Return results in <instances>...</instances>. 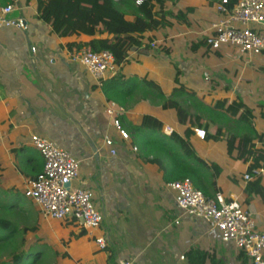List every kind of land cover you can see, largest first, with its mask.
Here are the masks:
<instances>
[{
	"label": "crops",
	"instance_id": "obj_1",
	"mask_svg": "<svg viewBox=\"0 0 264 264\" xmlns=\"http://www.w3.org/2000/svg\"><path fill=\"white\" fill-rule=\"evenodd\" d=\"M218 1L166 2L165 8L171 12L167 19L172 26L142 34L141 45L122 57L112 46V35L60 38L39 19L36 0H0V8L14 6L9 18H21L26 25L24 31L0 29V183L7 191L23 193L30 176L17 167L33 163L25 149H34L29 139L36 134L57 143L79 162V179L74 186L91 192L102 217L100 228L89 234L71 222L45 220L34 207L42 227L33 233L40 232L38 236L48 246H56L58 240L57 264H187V255L195 249L223 264H243L241 253L232 244L220 242L209 223L176 208L163 171L158 165L143 161L145 156L132 128L144 116L161 126L158 132L166 147L172 134L177 137L171 148L181 159L192 162L185 155V148L178 147L183 142L208 167L201 169L208 196L221 193L227 201L238 200L251 211L257 229L264 233V176L246 182L243 176L248 173V163L228 158L223 140L196 137L192 129L197 126L190 128L192 133L187 137L188 125L179 123L178 110L162 109L161 101L153 96L160 91L170 99L178 87L177 79L194 93L195 103L201 102L205 108H211L216 101H242L255 109L251 122L254 131L264 134V120L256 109L264 105V74L260 72H264V54H242L230 47L212 52L204 42L212 33L211 24L219 19L214 10ZM133 15L132 10H127L128 20ZM92 39L106 40L99 46L114 53L117 73L125 80L135 81L130 102L123 107L115 103L124 110L120 120L130 136L127 142L118 137L104 114L109 101L101 87L70 60L71 54L78 51L76 45ZM195 44L198 47L193 50ZM111 77L106 76L103 82ZM146 82L156 86L148 87ZM174 100L190 117L197 115L203 124L208 123L210 113L194 108L184 96ZM224 125L231 127L224 119H217L214 128L222 133L226 130ZM165 128L172 132L165 133ZM106 136L113 139L114 156L109 155L103 143ZM157 154L164 168L171 171L173 153L165 150L164 154ZM216 155L218 160H213ZM218 161H223V165H218ZM211 165L219 167L218 176ZM101 236L107 244L104 251L98 250L94 242L95 237Z\"/></svg>",
	"mask_w": 264,
	"mask_h": 264
},
{
	"label": "trees",
	"instance_id": "obj_2",
	"mask_svg": "<svg viewBox=\"0 0 264 264\" xmlns=\"http://www.w3.org/2000/svg\"><path fill=\"white\" fill-rule=\"evenodd\" d=\"M136 1L36 0V11L39 19L49 26L51 31L60 38L79 34L91 38L100 37L105 34L114 36L112 46L124 57L127 55L128 50L141 45L142 34L172 26V23L167 19V16H171V12L165 8V3L172 0H143L139 4H136ZM237 1L228 0L227 8L231 9ZM119 6H122L123 9H120ZM127 10L134 12L131 20L127 19ZM178 16L180 14L177 15V18H179ZM182 16L184 18V14ZM99 42H106V40L92 39L89 43L79 44L76 47L78 50L86 48L90 51L98 52L104 50L99 46ZM197 47L198 45L196 44L192 45L193 50H196ZM175 82L178 87L173 91L170 99H166L160 91L153 96L161 101L162 109L178 110L179 123L188 125L185 132L187 137L192 133L191 127H204V140H223L226 143L227 157L248 163V173L251 174L254 169L264 167V134H256L251 124L254 119V108H250L242 101L236 100L231 102L227 100L216 101L211 108H205L201 102L199 104L195 103L197 99L193 92L180 85L177 79ZM134 85V80H125L122 75L116 73L113 77L102 83L101 90L107 101L114 102L123 107L125 102H130ZM146 86L154 87L156 85L152 82H146ZM180 95L184 96L186 101L193 105L194 108H199L203 112L210 113V119L207 124H203L202 119L197 115L190 117L188 112L174 100L176 96ZM256 109L259 111V117L264 120V105L257 106ZM191 119L193 120L191 121ZM217 119H224L226 123L230 124L231 130H225L222 133L217 132L214 128L215 120ZM160 127L151 117L144 116L139 125L132 128L133 134L139 139L137 141L139 149L145 156L143 161L158 165L159 169L164 173V180L166 182L188 179L195 189L210 197L207 195L206 188L203 185V178L205 176L201 171V169H207L208 167L204 166V163L201 164L199 158L195 157L194 153L186 148L183 142H180L178 147L185 148V152L187 153L185 155L190 156L192 162L181 159L176 151L171 148V145L175 143L177 138L174 134L168 138L170 143L166 147L163 136L158 132ZM220 135L222 136L219 137ZM25 150L27 151L28 158L33 163L18 166L17 168L25 176H30L29 180H35L42 171L43 160L41 155L34 149ZM165 150L173 153V169L171 171L164 168L157 154L160 152L164 154ZM234 153H237L235 157H233ZM150 155L152 156L151 159H149ZM211 169H213L214 175L218 176L219 167L211 165ZM1 178L2 169L0 166V180ZM9 192H6V194H9ZM10 203H2V205L0 202V209L8 214H12L11 209L16 207V203H13V205ZM28 231L34 232L35 227L20 232L9 218L0 217V264H22L25 252L21 248L26 241L21 238L17 242L16 236H22V234ZM7 247H11L13 250L10 261L1 259L2 250H5ZM240 253L242 263L247 264L246 256L244 253ZM37 256L39 257V255ZM186 258L187 264H223L222 261L199 249L191 251Z\"/></svg>",
	"mask_w": 264,
	"mask_h": 264
},
{
	"label": "built area",
	"instance_id": "obj_3",
	"mask_svg": "<svg viewBox=\"0 0 264 264\" xmlns=\"http://www.w3.org/2000/svg\"><path fill=\"white\" fill-rule=\"evenodd\" d=\"M143 0H137L139 4ZM228 0H219L214 10L219 19L211 24L212 33L206 36L205 44L212 51L230 47L247 55L264 54V0H238L227 8ZM14 6L8 4L0 8V29L13 28L26 30L23 19L9 18ZM152 48L155 43H151ZM35 52V48H31ZM70 60L82 67L98 86H102L106 76L117 73L116 59L112 51L104 49L93 52L81 49L71 54ZM124 110L114 102H108L104 114L122 141H129V133L121 123ZM196 137L204 139L205 128L192 129ZM171 133V129H164ZM104 145L109 155L114 156L113 139L104 137ZM30 145L42 157L43 167L35 180H28L23 195L38 208L45 220L71 222L89 234L97 231L102 222L101 214L93 203L89 190L76 188L74 183L79 179V162L68 151L57 143L39 135L30 136ZM133 151H137L134 147ZM264 176V167L254 169L251 174L243 176L246 182L252 178ZM173 193L174 203L178 210L187 216L201 218L210 224L220 242L232 244L239 252L244 253L248 264H264V233L260 232L251 211L235 199L227 201L223 194L205 196L194 188L188 179L173 181L167 184ZM178 224V222H176ZM98 250L107 247L105 239L94 238ZM181 260L184 257H180ZM117 264H132L130 261H119Z\"/></svg>",
	"mask_w": 264,
	"mask_h": 264
},
{
	"label": "rangeland",
	"instance_id": "obj_4",
	"mask_svg": "<svg viewBox=\"0 0 264 264\" xmlns=\"http://www.w3.org/2000/svg\"><path fill=\"white\" fill-rule=\"evenodd\" d=\"M260 72L264 74L263 71ZM256 73L259 77L262 76L258 71H256ZM224 127L226 130H231V127L226 125H224ZM218 156L219 155L213 156V158H215L213 160H218ZM222 162L223 161H218L217 163L218 165H223ZM7 190L8 189L3 187V184L0 183L1 204H8L11 202L10 204L13 205V203H16V207L11 209L12 214H8L7 212L0 209V217L9 218L20 230V232L32 227L38 228V230H40L42 226L37 211L34 208L35 204L31 200L27 199L23 193L10 191L9 194H6V192H8ZM38 235H40V232L34 234L33 232L28 231L22 234V236H16L17 242H19L21 238L26 241V243L21 248V250L25 252L22 264H57L58 257L56 251L57 247H59L58 240L53 237V239L57 240L55 241L56 246H48L42 243L44 238L41 236L39 237ZM12 251L13 250L11 247H7L5 250H2L1 259L4 261H10ZM37 255H39V257Z\"/></svg>",
	"mask_w": 264,
	"mask_h": 264
}]
</instances>
